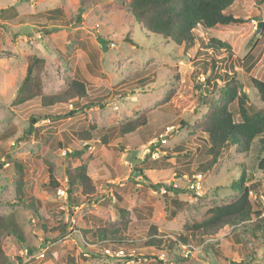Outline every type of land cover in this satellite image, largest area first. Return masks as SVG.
<instances>
[{
    "label": "rangeland",
    "instance_id": "rangeland-1",
    "mask_svg": "<svg viewBox=\"0 0 264 264\" xmlns=\"http://www.w3.org/2000/svg\"><path fill=\"white\" fill-rule=\"evenodd\" d=\"M128 7L129 0H0V164H4L0 168V214H16L25 233L24 243L14 237L5 241L8 264H20V251L25 249L32 255L45 251L44 259L33 258L29 264H68L69 257H75L77 264H241L249 254L246 264H264L261 242L249 231L232 233L229 227L215 237L189 238L196 248H191L193 252L184 263L174 262L170 247L145 245L154 229L169 238L186 235V224L201 218L209 208L235 199L239 192L232 183L237 184V190L240 184L255 185L251 201L255 210L264 209V171L258 168L264 153L257 139L249 154L230 149L212 170L197 172L207 161L201 153L206 135L195 128L208 113L200 100L198 86L204 81L200 64L225 53L203 50L196 56L201 49L199 39L186 54L183 47L143 30ZM56 8L62 17L54 21L46 14ZM226 13L245 23L213 31L199 29L197 33L204 41L217 38L232 47V62L243 90L253 105L264 107L251 84L253 78L264 82V26L258 28L261 22L264 25V2L236 0ZM37 15L41 16L31 18ZM78 41L85 43V49ZM32 55L46 61L41 74L45 94L61 92L67 80L79 76L91 95L102 100L94 99L73 117H67L69 105L43 108L39 98L14 107L12 101ZM223 69L221 65L219 72ZM148 77L151 82L138 84ZM215 98L219 101L218 94ZM143 114L146 126L122 136L120 126ZM31 124L38 127L40 136L26 133ZM92 126V141L76 138V133ZM166 127L175 128L163 149L168 157L159 153L156 160L147 158V148ZM104 134L107 144L101 139ZM86 145L80 159L67 155ZM7 155L25 165L26 195L42 203L40 222L17 200L16 174ZM69 164L87 165L97 200L76 208L48 187L50 168L61 187L67 186ZM244 171L245 180L237 183ZM198 174L203 175L201 190L191 191L188 180ZM158 183H174L179 195L164 192L165 187L155 191L152 185ZM119 209L129 212L125 236L134 245L124 247L125 256L120 258L113 251L86 252L78 230H94L109 223L119 226L123 220ZM59 225H67L71 235L46 243V238L59 236L54 232Z\"/></svg>",
    "mask_w": 264,
    "mask_h": 264
},
{
    "label": "trees",
    "instance_id": "trees-1",
    "mask_svg": "<svg viewBox=\"0 0 264 264\" xmlns=\"http://www.w3.org/2000/svg\"><path fill=\"white\" fill-rule=\"evenodd\" d=\"M235 1L129 0L128 9L143 30L150 34L158 35L162 40L172 42L177 47H183L184 53L187 54L194 49L199 39L201 49L197 51L196 56L202 54L203 50L204 52L211 50L218 54L225 53L220 58L212 55L208 60H203L200 64L204 69L201 71V74L204 75V81L200 82L198 86L200 100L204 106L208 107V113L205 119L195 126V128L201 129L202 133L206 135L201 153L207 158V161L198 167L197 172L199 173H206L212 170L226 151L230 149H234L237 154H249L257 139L260 144V152L264 153V107L253 105L249 94L243 90V86L238 79L236 65L232 62V47L217 38L204 41L200 34L197 33L199 29L213 31L216 27L245 23V20L226 13L231 9ZM251 1L259 5L264 2V0ZM60 13V8H56L48 11L46 15H48V18L50 17V19L57 21V19L62 17ZM40 16L37 15L31 18ZM77 44L81 49H85L84 42L78 41ZM93 54L97 57L96 51ZM45 63V59L41 57L30 56L26 75L15 99L12 101L14 107L39 98L43 108H51L60 104H72L73 108L69 111L67 117H73L91 105L95 101L94 99H97V102L102 100L101 97L94 98L91 95L87 83L79 76L67 80L61 92L51 95L45 94L41 77ZM221 65H224V69L220 73ZM151 80V77L144 78L138 84L144 86L145 82H151ZM251 84L253 89L259 94L260 100L264 103V82L253 78L251 79ZM216 94H218L219 101H216ZM84 102L86 105H84ZM146 124L147 116L143 114L138 119L121 125L120 133L122 136L133 134L146 126ZM92 130H95V127L92 126L88 131L78 132L76 133V138L79 141L90 142L94 139ZM26 133L29 137L40 136L39 129L34 127V124L29 126ZM66 139L69 138L66 137ZM101 139H103L104 144H107V134H104ZM177 148L182 149V147ZM86 149L87 145L82 150L75 149L73 152L67 153V155L72 160L80 159ZM163 149L161 150L164 151ZM168 155L164 157L167 158ZM7 161L9 164L12 163L15 170L17 200L29 210L31 209L40 222L39 210L42 203L39 199L26 195L27 192L24 187L25 165L10 155H7ZM3 165V163L0 164V168ZM258 168L264 171V156L260 158ZM65 173L67 176V201L69 200V202L75 203L76 206H80L82 203L97 200V189L89 176L87 165L80 164L72 167L69 164ZM49 174L48 187L56 193L61 188L60 182L55 178L52 168L49 169ZM188 174L189 176L192 175V173ZM244 176L245 171L237 183H242L245 180ZM240 185L237 190V184L232 183V188L239 192L233 201L223 205H215L204 212L201 218L196 219L192 224H186L184 226L186 235L169 238V236L161 235L154 229L153 232L150 231L148 233L145 245L157 249H162L165 246L170 247L174 262L184 263L188 261L191 256L190 253L193 252L191 248H196V245L189 243V238L196 239L198 236L202 238L215 237L226 227H229L232 229V233L239 230L243 232L249 231L255 240H258L264 246V209L255 210L254 203L250 197L255 185ZM162 187H165L166 192L179 195V189L174 186V183L152 185L155 191H159ZM119 212L120 217L123 219L119 226L109 223L94 230H78L79 239H81L86 252L91 253L96 250L115 252L120 249L125 250L124 247L134 245V241L130 242L125 236L129 223V212L126 209H119ZM60 213L64 215L63 211ZM41 227L47 232L46 225L41 224ZM54 232H59V236L52 239L46 238V243H55L66 235H71L67 230V225H59ZM10 237H14L19 243L25 242V233L16 214H0V264L9 263L4 243ZM89 237H92V241H89ZM236 240L239 241V238L236 237ZM93 247L96 249H93ZM183 247L189 252L185 256ZM250 257V254L247 255L241 264H246V259ZM68 264H77L75 257H69Z\"/></svg>",
    "mask_w": 264,
    "mask_h": 264
},
{
    "label": "built area",
    "instance_id": "built-area-1",
    "mask_svg": "<svg viewBox=\"0 0 264 264\" xmlns=\"http://www.w3.org/2000/svg\"><path fill=\"white\" fill-rule=\"evenodd\" d=\"M69 107L72 109L73 105L70 104ZM174 132H175L174 127H166L165 130L157 136L156 140L151 143V145L147 148V151H146L148 156L151 158V160H156L158 157H160L159 153L163 154V156L167 155L165 151L160 152V150L165 148V146L168 145L169 138ZM202 178H203V175L198 174L194 176L192 180L187 179L189 182V185H188L189 190L196 191V192L200 191L201 190L200 181L202 180ZM163 191L166 192L165 190ZM57 193L61 199L63 200L68 199L67 186L59 188L57 190ZM76 208H79V207L77 206ZM105 251L108 252V250H105ZM124 251H125L124 249H120L118 251L113 252V254L117 258L124 257L125 256ZM183 251L185 255L189 253L185 247H183ZM44 257H45V251H41L40 253H37L36 255H32L28 249H25V250L20 251L19 261H20V264H29V262L32 261L33 258L40 261L44 259Z\"/></svg>",
    "mask_w": 264,
    "mask_h": 264
},
{
    "label": "water",
    "instance_id": "water-1",
    "mask_svg": "<svg viewBox=\"0 0 264 264\" xmlns=\"http://www.w3.org/2000/svg\"><path fill=\"white\" fill-rule=\"evenodd\" d=\"M263 26H264V25H263V23L261 22L260 25H259V27H258V28H259V31L263 28ZM259 31H258L257 34H259Z\"/></svg>",
    "mask_w": 264,
    "mask_h": 264
}]
</instances>
